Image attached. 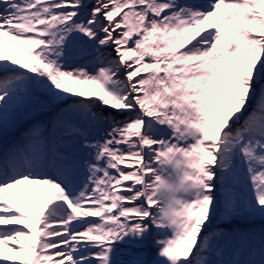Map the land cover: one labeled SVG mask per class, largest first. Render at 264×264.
I'll list each match as a JSON object with an SVG mask.
<instances>
[{"label": "snow or ice", "instance_id": "obj_1", "mask_svg": "<svg viewBox=\"0 0 264 264\" xmlns=\"http://www.w3.org/2000/svg\"><path fill=\"white\" fill-rule=\"evenodd\" d=\"M0 140V264H264V0H0Z\"/></svg>", "mask_w": 264, "mask_h": 264}, {"label": "rangeland", "instance_id": "obj_2", "mask_svg": "<svg viewBox=\"0 0 264 264\" xmlns=\"http://www.w3.org/2000/svg\"><path fill=\"white\" fill-rule=\"evenodd\" d=\"M218 243L220 244L221 247H224L225 248V253L224 254L229 255L228 251L231 250V248H230V244L228 243V240L227 239H223V242L222 243L220 242V240H218ZM151 251L154 254L155 251H156V249L153 248V250H151Z\"/></svg>", "mask_w": 264, "mask_h": 264}, {"label": "bare ground", "instance_id": "obj_3", "mask_svg": "<svg viewBox=\"0 0 264 264\" xmlns=\"http://www.w3.org/2000/svg\"><path fill=\"white\" fill-rule=\"evenodd\" d=\"M28 126H30V125L26 124L24 127L20 128V129H21L22 131H24L25 128L28 127ZM14 132H15V131H14ZM14 132H9V133H8V136H9V134L11 133V134H12L11 137H13ZM7 138H8V137H7ZM11 139H12V138H11ZM11 139H10V140H11ZM10 140H7V142L10 141ZM1 142H3V141L0 140V143H1ZM234 220H235V219H233L230 223H225V222H224L223 224H227V225H228V224H231L232 222H234ZM236 220H237V219H236ZM238 220H239V219H238ZM220 225L222 226V223H221ZM230 257H231V256H230ZM231 258H233V259H235V258H239V257L237 256V254H236V251L232 253V257H231Z\"/></svg>", "mask_w": 264, "mask_h": 264}]
</instances>
